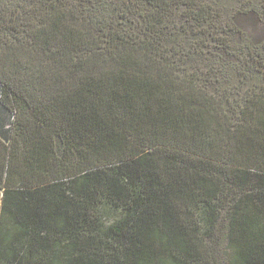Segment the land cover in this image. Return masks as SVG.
Returning a JSON list of instances; mask_svg holds the SVG:
<instances>
[{
    "label": "trees",
    "instance_id": "trees-1",
    "mask_svg": "<svg viewBox=\"0 0 264 264\" xmlns=\"http://www.w3.org/2000/svg\"><path fill=\"white\" fill-rule=\"evenodd\" d=\"M230 1L0 0V264H264V47Z\"/></svg>",
    "mask_w": 264,
    "mask_h": 264
},
{
    "label": "rangeland",
    "instance_id": "rangeland-1",
    "mask_svg": "<svg viewBox=\"0 0 264 264\" xmlns=\"http://www.w3.org/2000/svg\"><path fill=\"white\" fill-rule=\"evenodd\" d=\"M234 6L233 11L240 10L236 14L237 24L246 32L244 43L250 42L254 45L264 47V4L259 0H231L229 2ZM102 213V221L108 224L110 220L115 218V213L110 215L108 212Z\"/></svg>",
    "mask_w": 264,
    "mask_h": 264
},
{
    "label": "crops",
    "instance_id": "crops-1",
    "mask_svg": "<svg viewBox=\"0 0 264 264\" xmlns=\"http://www.w3.org/2000/svg\"><path fill=\"white\" fill-rule=\"evenodd\" d=\"M4 119H6L5 117H4V115H1L0 116V126L1 125H4ZM6 127V126H5Z\"/></svg>",
    "mask_w": 264,
    "mask_h": 264
}]
</instances>
